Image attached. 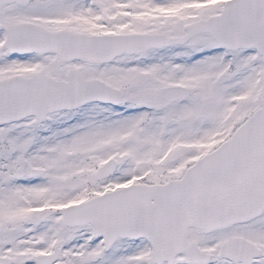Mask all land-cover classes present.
<instances>
[{
	"label": "snow or ice",
	"instance_id": "obj_1",
	"mask_svg": "<svg viewBox=\"0 0 264 264\" xmlns=\"http://www.w3.org/2000/svg\"><path fill=\"white\" fill-rule=\"evenodd\" d=\"M0 264H264V0H0Z\"/></svg>",
	"mask_w": 264,
	"mask_h": 264
}]
</instances>
